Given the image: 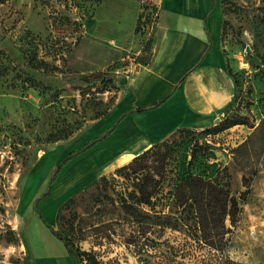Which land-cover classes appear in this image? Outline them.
Returning <instances> with one entry per match:
<instances>
[{
	"label": "rangeland",
	"instance_id": "374dc122",
	"mask_svg": "<svg viewBox=\"0 0 264 264\" xmlns=\"http://www.w3.org/2000/svg\"><path fill=\"white\" fill-rule=\"evenodd\" d=\"M214 13L232 106L138 155L137 174L116 171L138 156L87 176L53 213L61 181L40 217L35 201L122 101L152 25L138 0H0V264H29L31 244L52 243L47 225L99 264H264V0H216ZM149 176L160 182L141 211L157 224L129 222L124 204Z\"/></svg>",
	"mask_w": 264,
	"mask_h": 264
},
{
	"label": "crops",
	"instance_id": "0c3cea01",
	"mask_svg": "<svg viewBox=\"0 0 264 264\" xmlns=\"http://www.w3.org/2000/svg\"><path fill=\"white\" fill-rule=\"evenodd\" d=\"M215 5L216 0H159L152 56L122 80V101L98 123L83 146L117 124L115 129L66 163L51 185L50 197L40 201L38 209L50 201L53 187L61 181L53 213L72 190L84 186L87 176L123 166L180 130L204 129L232 106L238 88L230 75V61L212 44L218 25ZM83 160L86 170L63 177ZM48 233L51 244L33 243L28 248L29 264H74L63 244Z\"/></svg>",
	"mask_w": 264,
	"mask_h": 264
},
{
	"label": "trees",
	"instance_id": "16d2710c",
	"mask_svg": "<svg viewBox=\"0 0 264 264\" xmlns=\"http://www.w3.org/2000/svg\"><path fill=\"white\" fill-rule=\"evenodd\" d=\"M211 40V39H210ZM142 48H143V54L142 56L145 58L144 60H142L141 63H146V60L149 59L152 56V49H153V41L152 39H149L148 41H145L144 39V43L142 44ZM230 75L232 76V72L230 70ZM233 77V76H232ZM117 124H115L113 127L109 128V131L106 135L104 136H100V137H96L92 140H90L89 142H87L81 149L76 150V151H72L71 153H69V155L62 161H60V163L55 167V171L53 172V176L50 180V187L47 189L46 192H44L43 194H41L37 200L35 201V205H34V210L36 212L39 213L40 217L41 213L38 210L37 207V203L47 199L50 197V191H51V185L53 184V182L56 180V178L58 177V175L60 174L62 168L64 167V165L69 162L70 160H72L73 158L77 157L78 155L82 154L83 152L91 149L92 147H94L96 144H98L99 142H101L107 135H109L116 127ZM231 125H237V123H233L230 124L229 127H231ZM183 130H189V129H183ZM181 131V130H180ZM179 132V131H178ZM146 152H144V154H141L142 156L145 155ZM140 155V156H141ZM136 157L132 163L123 166L121 168H119L116 172H120L126 169H133L134 168V163L135 161L138 160V158L140 157ZM134 174H137L138 172L143 171V168H139V169H135L134 168ZM151 184L153 183V186L150 184H147V182L145 183L146 179H142L141 183H137V191L136 193L133 194L132 196V201L133 203H128L126 202L124 204V210L126 213V216L128 217V221H136L141 225H144L145 223H147V219H151L153 222V224H157V222L155 221V218L157 215L155 214L154 217H152L149 212H145V211H141L143 206H150L152 203V199L155 197V194L157 193V187L159 186V180L155 179L154 177L152 178V176H149ZM148 179V178H147ZM149 187L152 188V190H149ZM133 193V192H132ZM131 217H133V220H130ZM166 223H169L168 221ZM48 228L50 229L52 235L54 237H56L58 240L62 241L64 244V247L66 248L68 254L72 257L74 264H77V257L83 262L86 261L88 264H99L95 258L94 253L92 252H86V251H82L79 247H76L72 241V238H67V237H63L57 230H55L52 226L47 225ZM169 224H165V227H168ZM175 226L170 225V228H173ZM73 249L75 250V253L73 252Z\"/></svg>",
	"mask_w": 264,
	"mask_h": 264
},
{
	"label": "built area",
	"instance_id": "2783aa9c",
	"mask_svg": "<svg viewBox=\"0 0 264 264\" xmlns=\"http://www.w3.org/2000/svg\"><path fill=\"white\" fill-rule=\"evenodd\" d=\"M138 5L141 10V19L143 20L145 18L152 25V27L150 26V34L146 37L145 41L149 39L153 41L159 20V0H138Z\"/></svg>",
	"mask_w": 264,
	"mask_h": 264
},
{
	"label": "bare ground",
	"instance_id": "6f19581e",
	"mask_svg": "<svg viewBox=\"0 0 264 264\" xmlns=\"http://www.w3.org/2000/svg\"><path fill=\"white\" fill-rule=\"evenodd\" d=\"M55 204H56V203H55ZM44 210H45V209H44ZM44 210H43V211H44Z\"/></svg>",
	"mask_w": 264,
	"mask_h": 264
}]
</instances>
